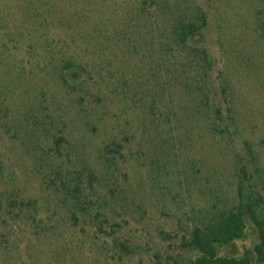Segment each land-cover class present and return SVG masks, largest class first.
Returning <instances> with one entry per match:
<instances>
[{
    "label": "rangeland",
    "instance_id": "rangeland-1",
    "mask_svg": "<svg viewBox=\"0 0 264 264\" xmlns=\"http://www.w3.org/2000/svg\"><path fill=\"white\" fill-rule=\"evenodd\" d=\"M150 1L0 0V264H189L198 252L181 246L183 227L215 201L237 205L238 163L252 179L244 188L264 197V0ZM172 7L207 16L220 122L198 114L191 58L162 63L153 49ZM66 63L86 72L72 82ZM53 135L68 141L60 156ZM73 171L86 212L67 194ZM245 226L218 255L253 249L258 230Z\"/></svg>",
    "mask_w": 264,
    "mask_h": 264
},
{
    "label": "trees",
    "instance_id": "trees-1",
    "mask_svg": "<svg viewBox=\"0 0 264 264\" xmlns=\"http://www.w3.org/2000/svg\"><path fill=\"white\" fill-rule=\"evenodd\" d=\"M150 2L153 3L152 0ZM256 14L258 15V13ZM169 15V23H164V28L157 29L156 35L158 39L155 41L153 49L154 51L163 52V54L158 57L159 61L162 63H165V61L168 62L165 56L169 54V56L173 58L172 56L175 52L185 53L186 58H191L189 62L193 65H191L193 68H196V71L192 73L193 77H191V79H194L195 82L191 81L195 87V94L197 96L199 95L198 105L201 110H199L198 114H202L201 116L207 117L205 119L212 124L216 121L220 122L222 111L219 108L214 107L215 105L211 103L208 96V75L206 72L211 69V60L206 50L201 47L204 42L203 31L208 26L207 16L204 11L199 8L194 9L191 14H178L177 7H172L169 10ZM257 15L255 22L257 27L262 30L264 28V22ZM195 44L199 45L195 46ZM132 46L134 52H138L139 48L142 47L140 45ZM152 47L153 45L151 48ZM84 68L85 66L76 63H66L63 66V70L69 73L68 79L72 82L78 80V76L82 75H80V73L86 72ZM74 69H77L80 73H77ZM199 72H201L202 75H199ZM156 75L159 76L157 73ZM198 76H201V78L196 80V77ZM159 79L163 80L165 78L159 76ZM174 79L176 80L177 77H174ZM124 85L126 84L124 83ZM191 90V88L184 89L185 93H190ZM222 90L225 92V88ZM162 98L163 96L161 97V100ZM177 98H179V96ZM155 102L156 100H152V102L148 104V111L152 115H154V110L156 109ZM163 108L165 112H161L160 115L163 116L166 114L165 118L171 116L173 118V122L177 123L178 115L174 113L173 110L170 111L169 109L168 111L164 105ZM228 113H230V111H228ZM31 119L33 118L31 117ZM166 122L173 124L170 120H166ZM51 138L53 140V149L51 151H54L60 156V148L63 144L68 143V141L64 138V136L53 135ZM112 145L117 146L115 141L112 142ZM109 147L110 146L107 145L104 148V151L102 152L104 156L111 154L109 153ZM249 152L251 154L250 149ZM236 157V161L239 162L240 157ZM238 165L239 180L237 184V205L232 207L223 206L222 208H219V203L215 201L210 204V209H204L200 215L187 219L185 226L183 227L185 235L181 246L192 252H198V256L189 260V264H253L255 262L257 264H264V197L260 194V192L254 190L255 186L250 187L251 185H247V188H244V183L249 182L252 179L244 165H241L240 163H238ZM83 171H87L88 188L92 189V182L95 180L93 173H96V171L86 165L83 166ZM70 175L72 179L70 180V184H68L67 194L76 200V204L78 206L80 203V211L86 212L87 206L84 203L85 201L81 202L79 199L81 192L80 173L78 171H73ZM214 197L216 198V196ZM97 213V216L100 217L99 212ZM247 219H250L253 225L257 228L259 233V242L252 250L245 251L239 256L218 255V247L224 248L225 252H228L233 241L243 238L246 230L245 221ZM102 222H98V226L96 228L98 232H103ZM159 235L163 239L169 238V235L163 231H160ZM117 246L121 250L129 252L128 247L125 245L118 244Z\"/></svg>",
    "mask_w": 264,
    "mask_h": 264
}]
</instances>
